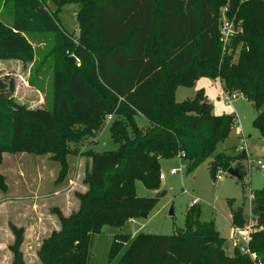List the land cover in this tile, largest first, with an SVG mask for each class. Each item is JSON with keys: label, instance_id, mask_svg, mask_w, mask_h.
Here are the masks:
<instances>
[{"label": "trees", "instance_id": "trees-1", "mask_svg": "<svg viewBox=\"0 0 264 264\" xmlns=\"http://www.w3.org/2000/svg\"><path fill=\"white\" fill-rule=\"evenodd\" d=\"M52 1L56 10L45 8ZM70 2L78 10V33L63 32L57 13ZM11 26L0 21V59L33 60L27 33L55 35L61 51L52 76L48 109H30L12 100L11 83H0V164L3 154L51 155L68 174L67 156L84 157V193H75L78 209L68 217L57 210L60 228L41 242V264H87L92 237L104 227L121 229L153 207L140 199L135 183L158 190L163 159L177 157L187 175L208 159L214 179L218 170L238 168V157L216 153L227 140L235 117L214 115L199 92L177 103L178 87L201 78L218 79L224 93L241 95L254 110L252 125L264 138V0H4ZM238 24L222 53L220 10ZM70 56L79 60L77 65ZM149 122L140 130L133 118ZM111 119L114 152L84 151L104 122ZM130 124L132 135L126 131ZM4 177L0 175V188ZM163 192H160L161 194ZM252 193V192H251ZM250 250L264 264V187L252 194ZM239 213L231 225L241 227ZM13 264H23L21 230L10 226ZM118 234L112 260L128 241ZM117 264H252L237 250L229 255L213 222L200 221V209L185 212L184 229L170 236L138 235Z\"/></svg>", "mask_w": 264, "mask_h": 264}, {"label": "rangeland", "instance_id": "rangeland-1", "mask_svg": "<svg viewBox=\"0 0 264 264\" xmlns=\"http://www.w3.org/2000/svg\"><path fill=\"white\" fill-rule=\"evenodd\" d=\"M3 1L0 0V21L11 26L12 15L3 12ZM80 7L70 2L57 13L58 25L63 32L78 33L77 14ZM45 8L49 13L56 10L52 1H47ZM25 38L32 46V62L0 59V83L12 84L15 104L30 109H48L55 60L61 54L59 44L55 35L50 33L32 32L27 33ZM199 92L210 104L214 115L237 116L238 126L231 128L227 140L217 146L216 153L237 157L245 151L253 163L260 161L264 165V138L252 125L255 117L252 105L241 99L226 105L219 80L208 78L198 79L190 87H178L175 101L181 103L193 99ZM110 125L111 122L106 120L93 143L85 145L84 151L97 154L116 151L118 145L111 137ZM133 125L145 130L149 122L139 115L133 118ZM240 129L243 139L240 138ZM126 131L128 136L132 135L128 122ZM66 161L69 169L67 177L57 183L60 166L51 155L3 154L0 164V175L4 177L3 187L0 188V264H13L9 248L15 237L10 230L11 225L22 232L20 251L23 264H41L37 258L41 242L60 228L54 210L68 217L78 209L75 193L86 191L82 182L86 159L70 155ZM210 161L208 159L187 175L177 157L161 160L159 173L163 178L159 180L158 190L147 188L142 181L135 183L138 198L156 199L146 218L138 217L120 230L104 227L101 234L92 237L86 263L117 264L136 236H170L174 231L184 229L185 212L191 205L200 209V221L214 223L225 240V251L230 255L233 251L229 244L231 213H239L244 221L250 218L253 204L250 195L264 187V170L249 172L247 160H240L242 181L227 174L216 180L209 173ZM173 169L180 171L171 174ZM118 234L129 238L124 248L110 260L111 246Z\"/></svg>", "mask_w": 264, "mask_h": 264}, {"label": "built area", "instance_id": "built-area-1", "mask_svg": "<svg viewBox=\"0 0 264 264\" xmlns=\"http://www.w3.org/2000/svg\"><path fill=\"white\" fill-rule=\"evenodd\" d=\"M227 6H224L220 10V19H219V43L222 47V53L227 52L229 44L231 42V39L237 34L240 33V28L237 23H235L233 18L227 17ZM70 58L79 65V60L77 58H74V56H70ZM224 103L226 105H230L234 100L241 99L244 100V98L241 95H238L236 93L228 94L224 93ZM233 117H235V125L238 126L237 122V116L234 114ZM112 117H109L107 121H111ZM241 137L243 139L242 131L239 130ZM241 150V148H240ZM248 165L247 169L250 172L253 169L257 170H264V165L262 162H252L250 157L247 156L246 158ZM180 171V169H173L171 170V174H176ZM226 172L222 170H218L215 176L216 180H221L223 175H225ZM163 177L159 176V180H161ZM250 199H253L252 194L250 195ZM252 216L250 215V218L245 221V223L239 227L235 225H231V233L229 237V244L230 248L232 250H237L242 256L247 257L252 264H262L261 260L255 256L254 253L250 250V241H251V234L256 230L252 226Z\"/></svg>", "mask_w": 264, "mask_h": 264}, {"label": "water", "instance_id": "water-1", "mask_svg": "<svg viewBox=\"0 0 264 264\" xmlns=\"http://www.w3.org/2000/svg\"><path fill=\"white\" fill-rule=\"evenodd\" d=\"M68 61H69V63H71L72 62V59L69 58ZM237 157L240 160H245L247 158V154H246L245 151H242ZM226 174L229 175V176H231V177H233V178H236L237 180H240L241 179L240 174H239V171H238V168H233V169L230 168V169H228L226 171ZM140 217L146 218V216L144 214H141Z\"/></svg>", "mask_w": 264, "mask_h": 264}]
</instances>
